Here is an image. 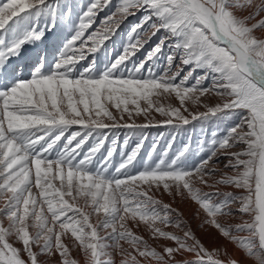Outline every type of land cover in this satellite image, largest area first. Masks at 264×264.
I'll list each match as a JSON object with an SVG mask.
<instances>
[{
  "label": "snow or ice",
  "instance_id": "snow-or-ice-1",
  "mask_svg": "<svg viewBox=\"0 0 264 264\" xmlns=\"http://www.w3.org/2000/svg\"><path fill=\"white\" fill-rule=\"evenodd\" d=\"M0 264H264V0H0Z\"/></svg>",
  "mask_w": 264,
  "mask_h": 264
},
{
  "label": "bare ground",
  "instance_id": "bare-ground-1",
  "mask_svg": "<svg viewBox=\"0 0 264 264\" xmlns=\"http://www.w3.org/2000/svg\"><path fill=\"white\" fill-rule=\"evenodd\" d=\"M134 22H135V20L132 19L129 22L125 23V25H123V30L119 34V38L120 39H126L127 28H128V26H129L130 23H134ZM143 121H144V123L146 122L145 120H143ZM187 127L189 129L190 127H193V126L192 125H189ZM145 130H150L151 132H153L152 133L153 135H157L155 137L154 136H151L150 133L149 134L147 133L148 134L147 136L145 135L147 137L146 140H145V151L147 149H150L153 141L155 139L159 138L161 136V134H163V139H160V146L161 147H163L167 143L168 140H166V138L168 136H171L172 135L171 130L167 126L149 127V128H147ZM127 132H128L127 129H119V130H116V134L119 136V139L121 141L125 138ZM198 133L199 134H196V135L194 134V136L195 137L199 136L201 134L200 130L198 131ZM188 136H192V134L188 135L187 133H184V132H181L180 134H178L176 136V140H175L174 146H180L183 142H185V140L187 139ZM195 137H193V138H195ZM111 139H112V134L109 133V140H111ZM136 139H137V137H132L131 140H130V144H133L134 145ZM142 155H143V153H142ZM116 159L118 160L119 157H117ZM165 199H167V198H165ZM198 235H200V234L198 233ZM152 243H153V246H156V242H152ZM228 248H229L230 251H232V248H231L230 245H228ZM233 254L235 255V253H233Z\"/></svg>",
  "mask_w": 264,
  "mask_h": 264
},
{
  "label": "rangeland",
  "instance_id": "rangeland-1",
  "mask_svg": "<svg viewBox=\"0 0 264 264\" xmlns=\"http://www.w3.org/2000/svg\"><path fill=\"white\" fill-rule=\"evenodd\" d=\"M156 119H161V118H160L159 116H157ZM135 120H136L137 123H144L143 120H145V119H144V117H135ZM199 130H200V129H199L198 126H196L195 128L190 127V128H189V131L187 132V134H188V135L192 134V136L195 137L194 134H195V135H196V134H199V133H198ZM191 132H192V133H191ZM147 133H148V134L150 133V135H151V136H154V137L157 136V135H153V134H152L153 132H151L150 130H144V134H145L146 136L148 135ZM171 136H172V135H171ZM171 136H168V137L166 138V140H170V139H171ZM174 147H179V146H174Z\"/></svg>",
  "mask_w": 264,
  "mask_h": 264
}]
</instances>
